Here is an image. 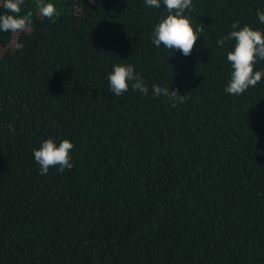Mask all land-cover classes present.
<instances>
[{"label":"trees","instance_id":"trees-1","mask_svg":"<svg viewBox=\"0 0 264 264\" xmlns=\"http://www.w3.org/2000/svg\"><path fill=\"white\" fill-rule=\"evenodd\" d=\"M45 3L55 17L25 0L28 30L0 32V264H264V77L225 93L234 41L216 45L233 23L264 32V0H192L188 57L151 42L163 5ZM114 64L148 94L116 97ZM47 139L74 145L70 170L39 174Z\"/></svg>","mask_w":264,"mask_h":264},{"label":"clouds","instance_id":"clouds-1","mask_svg":"<svg viewBox=\"0 0 264 264\" xmlns=\"http://www.w3.org/2000/svg\"><path fill=\"white\" fill-rule=\"evenodd\" d=\"M25 0H0L5 14H0V32L20 33L28 30L29 17L19 15ZM146 6L160 9L163 5L166 16L156 23L152 35V44L159 48L177 51L184 57L191 55L197 39L203 32V26L195 29L190 20L185 16L186 10H191L192 0H145ZM36 8L39 14L45 18H53L57 15L56 6L45 3V0H36ZM256 16L261 24H264V11H257ZM231 31L216 40L218 47H223L228 41H234V46L227 53V62L231 65V75L224 91L234 96L242 95L250 87H255L264 77V71L255 70L258 61H264V32L253 30L250 26L238 29V22L231 25ZM238 29V30H237ZM109 90L120 97L129 90V84L134 91L147 95L148 87L141 76L135 73L133 65H113L111 73L107 76ZM153 97H164L170 101L171 107L177 103L183 104L187 95H181L178 89L170 90L167 86L154 84L152 86ZM74 145L67 139L61 140L57 145L52 139L43 141L40 147L33 151L34 161L39 165V174L47 175L50 168H56L63 173L73 167L70 152Z\"/></svg>","mask_w":264,"mask_h":264}]
</instances>
